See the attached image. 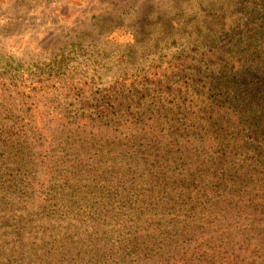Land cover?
Instances as JSON below:
<instances>
[{
  "label": "trees",
  "instance_id": "obj_1",
  "mask_svg": "<svg viewBox=\"0 0 264 264\" xmlns=\"http://www.w3.org/2000/svg\"><path fill=\"white\" fill-rule=\"evenodd\" d=\"M220 1L253 20L150 73L0 87V264H264V0Z\"/></svg>",
  "mask_w": 264,
  "mask_h": 264
},
{
  "label": "rangeland",
  "instance_id": "obj_2",
  "mask_svg": "<svg viewBox=\"0 0 264 264\" xmlns=\"http://www.w3.org/2000/svg\"><path fill=\"white\" fill-rule=\"evenodd\" d=\"M252 20L220 0H0V87L33 89L46 111L71 103L59 89L65 81L96 92L179 58L218 27Z\"/></svg>",
  "mask_w": 264,
  "mask_h": 264
}]
</instances>
